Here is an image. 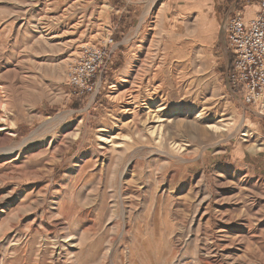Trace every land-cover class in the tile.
Wrapping results in <instances>:
<instances>
[{"label": "rangeland", "instance_id": "rangeland-1", "mask_svg": "<svg viewBox=\"0 0 264 264\" xmlns=\"http://www.w3.org/2000/svg\"><path fill=\"white\" fill-rule=\"evenodd\" d=\"M106 1L0 0V264H264V100L229 87L227 18L208 38L159 0L129 39ZM110 35L111 72L69 97Z\"/></svg>", "mask_w": 264, "mask_h": 264}, {"label": "built area", "instance_id": "built-area-1", "mask_svg": "<svg viewBox=\"0 0 264 264\" xmlns=\"http://www.w3.org/2000/svg\"><path fill=\"white\" fill-rule=\"evenodd\" d=\"M223 32L231 56L229 87L245 106L257 109L264 100V0H259L256 15L248 21L241 9H234L223 24ZM112 46L110 35L103 45L82 46L71 57L65 79L69 97L82 98L96 92L97 76L107 70Z\"/></svg>", "mask_w": 264, "mask_h": 264}, {"label": "crops", "instance_id": "crops-1", "mask_svg": "<svg viewBox=\"0 0 264 264\" xmlns=\"http://www.w3.org/2000/svg\"><path fill=\"white\" fill-rule=\"evenodd\" d=\"M157 1L159 0H107L112 23L109 26L110 32H118L122 29L126 31L124 37L132 39L134 33L141 31L144 26L142 14L145 7L157 4ZM258 3L259 0H244L243 6L239 8L242 10L244 20L248 21L256 15ZM234 6L233 3L230 4V0H172L166 8L170 9V16L176 20L181 29L191 21L203 22L206 25V29L203 30L206 31L208 38H211L217 29H221L223 21L231 15ZM128 42L124 43L121 39L118 45L124 47L129 44ZM109 49L112 50L111 47ZM107 71L111 72L110 69Z\"/></svg>", "mask_w": 264, "mask_h": 264}, {"label": "bare ground", "instance_id": "bare-ground-1", "mask_svg": "<svg viewBox=\"0 0 264 264\" xmlns=\"http://www.w3.org/2000/svg\"><path fill=\"white\" fill-rule=\"evenodd\" d=\"M145 85V84H144ZM150 92V91H149ZM152 98V97H151ZM156 111V110H155ZM157 111H161V110H157ZM151 115H153V114H151ZM150 116V115H149ZM157 116V115H156ZM156 118V117H155ZM147 119V118H146ZM150 119H151V117H150ZM157 119H159V116H157ZM155 120V119H154ZM174 121H176V119L174 120ZM158 123V122H157ZM161 123V125H159L158 127H156V128H153V130L151 129V128H148V131H149V129H150V134L151 135H156V137H159L160 136V134H161V130H162V122H160ZM159 123V124H160ZM168 124V123H167ZM192 125V124H191ZM191 128H192V126H191ZM147 130V129H146ZM114 145H115V143H114ZM176 147V146H175ZM180 148V147H179ZM179 148H178V150H179Z\"/></svg>", "mask_w": 264, "mask_h": 264}]
</instances>
